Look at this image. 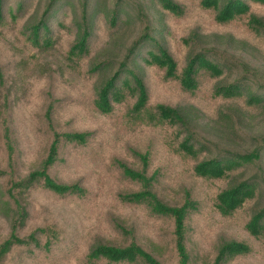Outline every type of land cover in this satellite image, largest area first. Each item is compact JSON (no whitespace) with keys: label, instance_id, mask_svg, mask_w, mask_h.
<instances>
[{"label":"trees","instance_id":"1","mask_svg":"<svg viewBox=\"0 0 264 264\" xmlns=\"http://www.w3.org/2000/svg\"><path fill=\"white\" fill-rule=\"evenodd\" d=\"M209 32L223 34V56ZM245 52H257V66ZM234 65L240 75L226 81ZM73 94L86 101L76 117L65 106ZM202 109L247 139L208 140ZM256 116L264 118V0H0V264L38 253L42 264H69V253L84 264H170L146 239L152 221L165 220L171 264H191L208 183L219 217L257 201L245 227L264 248V132L245 129ZM250 252L228 240L212 264Z\"/></svg>","mask_w":264,"mask_h":264},{"label":"rangeland","instance_id":"2","mask_svg":"<svg viewBox=\"0 0 264 264\" xmlns=\"http://www.w3.org/2000/svg\"><path fill=\"white\" fill-rule=\"evenodd\" d=\"M152 11H154L153 7L151 8ZM205 20V25L207 28L210 30L214 31L216 29L224 30L223 28H217L214 24V21L212 19H204ZM175 23H181V21H174ZM158 27H166V24L164 22H157ZM181 26H179V30H181ZM140 30L138 28V25H133L130 28V32H136ZM209 30V31H210ZM230 30L231 31H240L239 29V24L238 23H233L230 25ZM210 33V32H209ZM213 33V32H212ZM209 34V40L213 43V40H217L218 42L215 43L216 49L218 50L219 53L217 55L223 56L220 52V47L222 44H224V41L222 40L223 35L222 33L219 34ZM225 36L227 34H224ZM173 42V47L179 49L180 43L178 42V35L177 31L173 32L172 36H170ZM162 39V38H161ZM164 40V39H162ZM223 42H221V41ZM236 48L231 49L232 54L235 53ZM227 57V56H225ZM244 59L248 60L252 66L254 67L255 65L257 66V61H258V56L257 52L256 53H249L245 52ZM225 61V59L222 60V62ZM240 68H237L235 65L232 66L226 75L225 79L226 81H231L234 79L236 76L240 75ZM257 82V81H256ZM251 87L253 88V85L255 84L254 82H249ZM255 87V86H254ZM62 95H67L66 92H63ZM86 104V101H84L80 96L73 94L71 98H69L66 101L65 106L68 107L71 111V116L76 117L77 113L79 112V108L83 107ZM87 109V108H86ZM202 109L201 111H198V119L199 121V126H200V131L203 136H205L208 140L211 139V141H217L221 143L222 145H229L227 142L233 141L235 146L242 145L245 139H247L248 135H241V134H234L231 132L229 128L226 127L225 123L221 121L218 124H214L213 122L210 121L209 117V111L207 110L205 113V116L202 117ZM246 123L249 125V127H245V129L249 132L250 130L255 131L257 133L264 132V118L258 119L257 116L253 119H246ZM250 132L253 133L254 132ZM131 138H128V140H131L134 138V136H131ZM215 151V149L209 148L206 152V155H211L212 152ZM178 163V162H177ZM207 188V192L203 196H198V199L202 201L201 205V211L199 212L200 214L204 216L207 214V222L203 223L202 225V231L195 236L191 238L190 241H188L189 247L191 248L192 252V257H191V264H212V260L215 257L216 252L218 251V246L222 242H226L228 240H242L245 241L248 245L250 244L251 252L249 254L243 255L240 259L233 260L230 263L226 264H264V248L261 246H257V242L253 240L252 238L249 237V234L246 231L245 224L247 223L248 217H250L252 213V209L254 210L257 208V201H254L253 207L249 210V208L241 209L239 213H237L236 216H233L231 220L219 217L217 215H214L212 212V205H213V200L214 198H209L210 197V184L205 187ZM35 199L32 201L30 200L31 203V217L33 219H36L39 216V213H41L38 208H37V198L33 196ZM37 199V200H36ZM197 199V197H196ZM209 199V201H208ZM249 207V206H248ZM53 210L52 207L50 209H42V212H47V219H52L53 214H51L48 211ZM132 218H129V223H131ZM133 222V221H132ZM151 227L155 234H150L149 237L146 238L150 242L148 245H153L152 247L155 248L153 250L155 253H157V257H159L162 260H165L167 263H172L173 261L171 260L172 258V253H174L173 248H172V225L165 220L164 222L162 221H152ZM167 222V223H166ZM3 222L2 219H0V237L4 238L6 236V223ZM169 223V224H168ZM56 224H53L55 226ZM144 243V242H143ZM147 246V245H146ZM78 255L75 254H67L66 257L62 258L67 261H69V264H84V261L82 259H79L77 257ZM12 258H8L10 262L12 263ZM61 258V257H60ZM193 258V259H192ZM41 255L38 253L37 255H34L32 258L26 259V264H42L43 261H41ZM170 263V264H171ZM13 264V263H12ZM16 264V263H15ZM48 264H53L52 262H48ZM63 264V262H62Z\"/></svg>","mask_w":264,"mask_h":264}]
</instances>
